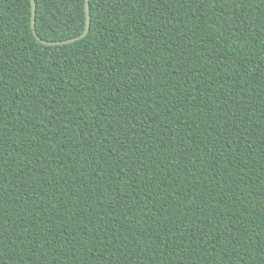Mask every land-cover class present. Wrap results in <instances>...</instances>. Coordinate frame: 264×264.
Masks as SVG:
<instances>
[{
	"label": "trees",
	"instance_id": "1",
	"mask_svg": "<svg viewBox=\"0 0 264 264\" xmlns=\"http://www.w3.org/2000/svg\"><path fill=\"white\" fill-rule=\"evenodd\" d=\"M89 15L0 0V264H264V0Z\"/></svg>",
	"mask_w": 264,
	"mask_h": 264
},
{
	"label": "water",
	"instance_id": "2",
	"mask_svg": "<svg viewBox=\"0 0 264 264\" xmlns=\"http://www.w3.org/2000/svg\"><path fill=\"white\" fill-rule=\"evenodd\" d=\"M30 7H31V18H30V24H31V30L33 33V36L35 39L44 46H63V45H68L71 43H74L76 41H79L83 39L89 32V27H90V15H89V0H84V16H85V24H84V29L82 33L76 37L63 40V41H45L42 40L36 33V28H35V10H36V4L35 0H30Z\"/></svg>",
	"mask_w": 264,
	"mask_h": 264
}]
</instances>
